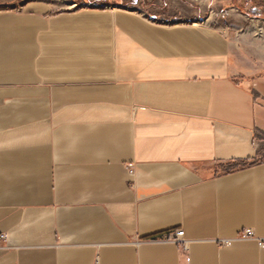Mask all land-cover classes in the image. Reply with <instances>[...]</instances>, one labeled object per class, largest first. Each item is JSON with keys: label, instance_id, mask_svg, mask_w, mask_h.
I'll use <instances>...</instances> for the list:
<instances>
[{"label": "crops", "instance_id": "obj_1", "mask_svg": "<svg viewBox=\"0 0 264 264\" xmlns=\"http://www.w3.org/2000/svg\"><path fill=\"white\" fill-rule=\"evenodd\" d=\"M157 15L0 11V264H264V96Z\"/></svg>", "mask_w": 264, "mask_h": 264}, {"label": "rangeland", "instance_id": "obj_2", "mask_svg": "<svg viewBox=\"0 0 264 264\" xmlns=\"http://www.w3.org/2000/svg\"><path fill=\"white\" fill-rule=\"evenodd\" d=\"M125 10L144 17L158 14L171 24H200L230 43L236 78L264 96V0H0V11ZM185 249V245L182 246Z\"/></svg>", "mask_w": 264, "mask_h": 264}, {"label": "built area", "instance_id": "obj_3", "mask_svg": "<svg viewBox=\"0 0 264 264\" xmlns=\"http://www.w3.org/2000/svg\"><path fill=\"white\" fill-rule=\"evenodd\" d=\"M184 235H185L184 231L180 230V231H177V232H175V233H172V234L168 235V236L166 237V239H167L168 241L173 242V243L179 244V243L181 242V240L183 239ZM253 236H254V235H253L252 231H246V232L244 233V237H245V238H253ZM4 238H5V237H4L3 235H1V236H0V242L3 241ZM259 245H260V246H264V242H263V241H260V242H259ZM185 249H186V246H185ZM94 264H100V263H99V259H97L96 262H95Z\"/></svg>", "mask_w": 264, "mask_h": 264}, {"label": "trees", "instance_id": "obj_4", "mask_svg": "<svg viewBox=\"0 0 264 264\" xmlns=\"http://www.w3.org/2000/svg\"><path fill=\"white\" fill-rule=\"evenodd\" d=\"M256 162H254L253 164H255ZM249 163L246 161H240V162H236V163H232L231 165H228L224 168V172L225 173H229L233 170L239 169V168H244L246 166H248Z\"/></svg>", "mask_w": 264, "mask_h": 264}]
</instances>
